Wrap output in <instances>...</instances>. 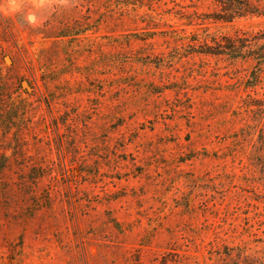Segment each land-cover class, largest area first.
<instances>
[{
  "label": "rangeland",
  "instance_id": "rangeland-1",
  "mask_svg": "<svg viewBox=\"0 0 264 264\" xmlns=\"http://www.w3.org/2000/svg\"><path fill=\"white\" fill-rule=\"evenodd\" d=\"M215 11L0 0V264H264L262 68L191 54Z\"/></svg>",
  "mask_w": 264,
  "mask_h": 264
},
{
  "label": "trees",
  "instance_id": "trees-1",
  "mask_svg": "<svg viewBox=\"0 0 264 264\" xmlns=\"http://www.w3.org/2000/svg\"><path fill=\"white\" fill-rule=\"evenodd\" d=\"M210 1L213 2L216 11L205 15L199 32L187 39L193 50L191 54L226 57L233 61H252L256 67L262 68L258 80H264V28L257 33L237 31L233 35H220L209 29V25L226 26L241 19L264 17V8L251 0ZM251 79L255 80V77ZM2 168L1 166L0 170ZM230 252L217 255L220 264H258L255 262L256 259L245 251L230 249ZM185 260H188L186 255L165 253L154 264H186Z\"/></svg>",
  "mask_w": 264,
  "mask_h": 264
}]
</instances>
